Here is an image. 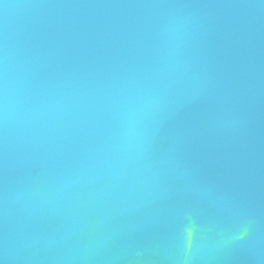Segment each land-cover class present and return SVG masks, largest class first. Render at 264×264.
Segmentation results:
<instances>
[{"label":"water","instance_id":"1","mask_svg":"<svg viewBox=\"0 0 264 264\" xmlns=\"http://www.w3.org/2000/svg\"><path fill=\"white\" fill-rule=\"evenodd\" d=\"M0 261L264 264V0H0Z\"/></svg>","mask_w":264,"mask_h":264},{"label":"clouds","instance_id":"2","mask_svg":"<svg viewBox=\"0 0 264 264\" xmlns=\"http://www.w3.org/2000/svg\"><path fill=\"white\" fill-rule=\"evenodd\" d=\"M5 117H7V98H5ZM188 233L191 234V238H188V242H187V252H192L193 250V232L189 231ZM0 264H3V261H0Z\"/></svg>","mask_w":264,"mask_h":264}]
</instances>
